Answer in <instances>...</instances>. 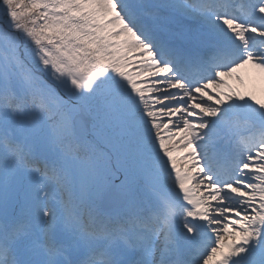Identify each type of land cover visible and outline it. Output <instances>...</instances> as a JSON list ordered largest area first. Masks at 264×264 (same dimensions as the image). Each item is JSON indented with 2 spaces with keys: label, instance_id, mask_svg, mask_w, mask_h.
Returning a JSON list of instances; mask_svg holds the SVG:
<instances>
[{
  "label": "snow or ice",
  "instance_id": "6c2138e0",
  "mask_svg": "<svg viewBox=\"0 0 264 264\" xmlns=\"http://www.w3.org/2000/svg\"><path fill=\"white\" fill-rule=\"evenodd\" d=\"M0 264H264V0H0Z\"/></svg>",
  "mask_w": 264,
  "mask_h": 264
},
{
  "label": "rangeland",
  "instance_id": "374dc122",
  "mask_svg": "<svg viewBox=\"0 0 264 264\" xmlns=\"http://www.w3.org/2000/svg\"><path fill=\"white\" fill-rule=\"evenodd\" d=\"M247 71H248V70H245V72L242 73V74H245V75H246V74H247ZM230 83H231L234 87L241 88V90H243V88H244L245 86H247V87H252L251 84H248L247 80H246L245 85H241L239 82H237V81H235V80H231ZM256 87H259V81L256 82Z\"/></svg>",
  "mask_w": 264,
  "mask_h": 264
}]
</instances>
